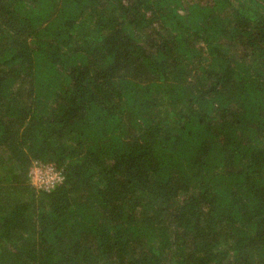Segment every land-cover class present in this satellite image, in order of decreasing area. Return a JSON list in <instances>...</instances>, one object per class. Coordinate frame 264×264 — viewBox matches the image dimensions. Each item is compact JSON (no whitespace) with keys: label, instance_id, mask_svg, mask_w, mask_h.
Instances as JSON below:
<instances>
[{"label":"trees","instance_id":"trees-1","mask_svg":"<svg viewBox=\"0 0 264 264\" xmlns=\"http://www.w3.org/2000/svg\"><path fill=\"white\" fill-rule=\"evenodd\" d=\"M0 264H264V0H0Z\"/></svg>","mask_w":264,"mask_h":264},{"label":"rangeland","instance_id":"rangeland-1","mask_svg":"<svg viewBox=\"0 0 264 264\" xmlns=\"http://www.w3.org/2000/svg\"><path fill=\"white\" fill-rule=\"evenodd\" d=\"M29 176L31 186H34L36 188H39L41 186L47 187L48 185H50V182L53 179V176H50V173L48 171H42V169L38 168L37 166L31 169Z\"/></svg>","mask_w":264,"mask_h":264},{"label":"built area","instance_id":"built-area-1","mask_svg":"<svg viewBox=\"0 0 264 264\" xmlns=\"http://www.w3.org/2000/svg\"><path fill=\"white\" fill-rule=\"evenodd\" d=\"M50 173V172H49ZM50 176H51V174H50Z\"/></svg>","mask_w":264,"mask_h":264}]
</instances>
